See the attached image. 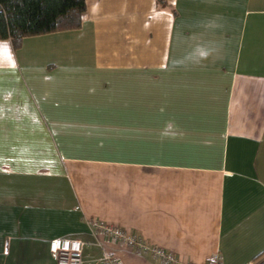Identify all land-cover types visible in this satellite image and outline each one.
<instances>
[{"label":"crops","instance_id":"0c3cea01","mask_svg":"<svg viewBox=\"0 0 264 264\" xmlns=\"http://www.w3.org/2000/svg\"><path fill=\"white\" fill-rule=\"evenodd\" d=\"M80 26L0 39V264H264V0H85Z\"/></svg>","mask_w":264,"mask_h":264},{"label":"trees","instance_id":"16d2710c","mask_svg":"<svg viewBox=\"0 0 264 264\" xmlns=\"http://www.w3.org/2000/svg\"><path fill=\"white\" fill-rule=\"evenodd\" d=\"M85 0H0V39L15 49L24 37L78 28Z\"/></svg>","mask_w":264,"mask_h":264},{"label":"built area","instance_id":"2783aa9c","mask_svg":"<svg viewBox=\"0 0 264 264\" xmlns=\"http://www.w3.org/2000/svg\"><path fill=\"white\" fill-rule=\"evenodd\" d=\"M94 231L114 242L119 241L137 252L150 253L157 256L163 264H180L172 254L166 253L162 248L147 244L144 239L133 232H124L118 227L100 221L94 223ZM48 249L56 264L82 263L83 242L80 239L55 237L49 241ZM94 264H121V262L111 253L104 250ZM208 264H220L219 258L214 256L208 261Z\"/></svg>","mask_w":264,"mask_h":264}]
</instances>
